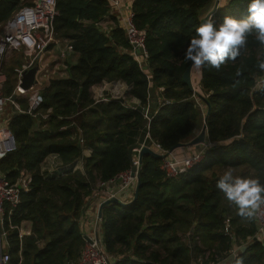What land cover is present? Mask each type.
I'll list each match as a JSON object with an SVG mask.
<instances>
[{
  "label": "trees",
  "instance_id": "obj_1",
  "mask_svg": "<svg viewBox=\"0 0 264 264\" xmlns=\"http://www.w3.org/2000/svg\"><path fill=\"white\" fill-rule=\"evenodd\" d=\"M31 1L0 0V25ZM213 1L131 0L133 21L145 31L147 57L139 64L107 0H56L55 36L71 41L77 59L65 60L66 75L42 90L37 111L50 110L46 118L17 111L9 118L16 148L0 161V171L14 181L25 169L32 181L11 214L5 207L7 264H72L85 242L81 218L91 195L99 182L130 169L128 147L152 146V140L170 150L200 130L206 105L182 80L190 63L184 50ZM247 3L229 0L213 16L217 22L225 15L242 17ZM262 61L264 44L250 34L234 60L219 69L197 67L193 84L210 103V143L202 159L177 177L165 176L161 157H142L137 198L102 209L99 229L112 264L218 263L234 243L224 233L225 217L237 244L255 233L254 215H240L216 182L231 167L240 170L234 175L259 177L264 183V83L255 86L264 74ZM3 71L7 76L6 66ZM7 80L4 94L9 96ZM104 82L124 83L128 90L121 96L142 107L148 105L149 88L158 90L162 101L149 119L119 96L96 101L92 87ZM83 148L89 153L82 157ZM53 154L61 166L81 157L83 165L46 175L41 167ZM24 222L30 223V234L19 237ZM237 258L243 264H264V245L249 242Z\"/></svg>",
  "mask_w": 264,
  "mask_h": 264
},
{
  "label": "built area",
  "instance_id": "obj_2",
  "mask_svg": "<svg viewBox=\"0 0 264 264\" xmlns=\"http://www.w3.org/2000/svg\"><path fill=\"white\" fill-rule=\"evenodd\" d=\"M107 1L110 4L111 11L119 20L129 44L132 46V55L139 64H142L147 57L144 43L145 31L136 27L133 21L134 13L130 5H122V0ZM57 14L56 0H32L31 3L20 6L9 19L0 25V115L6 101L9 99L14 111L31 116L39 115L40 113L37 109L43 102L42 90L49 84L50 80L66 75L65 60L69 52L73 51V47L70 40L59 39L55 36L54 19ZM11 52H20L19 54L25 57V61L14 69L16 78L14 100L11 99V95L7 96L4 94L6 76L3 66L6 56ZM46 54H48L49 59L43 60ZM32 67H36L34 80L28 88H23L21 82L24 72ZM263 83L264 74L256 80L255 86L259 87ZM120 94L117 91L114 97H118ZM17 96L28 101L26 108H22L16 101ZM106 99L101 98L99 101ZM49 113L50 110L40 115L46 118ZM8 121L9 119L3 120L0 117V161L16 148L15 138L8 126ZM146 137H149L148 133ZM150 142L152 146L149 147L162 155L160 167L165 176L169 178L177 177L191 169L202 159L204 151L210 143L206 139L192 153L178 157L173 151L166 150L157 142L152 140ZM142 145L145 144L143 143ZM48 158H46L41 167L42 170L46 171V175H58L66 171L64 170L65 168H62L59 161ZM133 159L134 163H137V157ZM31 181V173L25 169L19 170L14 181L7 179L0 171V264H7L9 260L8 253L3 252L6 248V232L2 230L5 207H9L8 212L11 214L13 208L19 203L21 193L29 190ZM135 184V175H132L131 169H128L120 172L115 178H111L106 182H99L97 189L94 190L91 196L101 194L104 198L103 200L117 196L126 202L132 198ZM254 217L256 231L248 238L247 242L242 244L236 243L234 235L230 231L229 219L225 217L224 233L230 236L234 243L224 259L218 263L211 262L210 264H220L224 261H227V264H235L238 251L244 249L249 242L259 241L264 245V205L255 210ZM81 222H83V217ZM99 222L97 213H95V230L90 235L84 233L86 237L84 245L79 257L72 264L113 263V258L106 252L101 236L97 233ZM28 234H30V228H23L22 224L19 228V237ZM197 264H202L200 259Z\"/></svg>",
  "mask_w": 264,
  "mask_h": 264
},
{
  "label": "clouds",
  "instance_id": "obj_3",
  "mask_svg": "<svg viewBox=\"0 0 264 264\" xmlns=\"http://www.w3.org/2000/svg\"><path fill=\"white\" fill-rule=\"evenodd\" d=\"M250 34L264 44V0H248L246 14L239 18L225 15L221 22H217L211 13L201 17L184 50V59L197 67L219 69L226 60H234L240 54ZM259 67L264 70V61ZM107 87L97 89V96L106 99L102 93ZM121 87L119 83L114 85L117 90ZM216 183L225 198L238 208L240 215L252 217L254 210L264 205V183L259 177L234 175L229 167ZM235 264H243L242 258H237Z\"/></svg>",
  "mask_w": 264,
  "mask_h": 264
},
{
  "label": "water",
  "instance_id": "obj_4",
  "mask_svg": "<svg viewBox=\"0 0 264 264\" xmlns=\"http://www.w3.org/2000/svg\"><path fill=\"white\" fill-rule=\"evenodd\" d=\"M218 4H219V0H215L214 5L212 7V9L210 10L209 13H211L212 15L216 12L217 8H218ZM208 13V14H209ZM206 16V15H205ZM194 64H192L191 62L188 64V66L186 67V69L184 70L183 74H182V80L183 82H185L190 89H192L194 91V93L197 94V97H199V99L204 102V104L206 105V112L203 116V121H202V125L200 127V130L198 131V133L195 134V136L193 138H191L189 141L187 142H179L176 145H174L173 147H171V149L169 151H174L176 148L188 145V146H195L198 147L199 144L205 142L206 137H207V133H206V118L207 115L210 112V103L206 100V98L199 93L191 80V68L193 67ZM36 72V67H32L30 69H28L27 71L24 72V77L22 79L21 82V86L23 88H28L33 80H34V75ZM11 99L14 100L15 96H11ZM118 99L120 101H126V103L131 106L134 107L136 109H138L139 111H141L147 118H151L155 112V110L159 107V102L157 97L154 94L153 88H149V96H148V105L145 107L140 106L137 102L135 101H127L125 100V98H123L122 96H119ZM136 151L137 152V163H134V159H133V154L132 152ZM146 154H150L152 156L155 157H162L161 154L157 153L154 149H152L151 147L147 146V145H142L140 143H134L132 145H130L128 147V155H129V160L131 163V174L135 175L136 178V184L134 187V192H133V196L129 201H123L120 198H118L117 196H112L110 198H107L105 200H103L97 209V217L100 220L102 217V209L105 205L109 204V203H119V204H128L129 202L135 200L137 198L138 195V191H139V187L141 184V179H140V175H139V167L142 164V157ZM255 213V210H254ZM254 215V214H253ZM98 229H99V224H98ZM98 233V232H97ZM86 237L84 236V239Z\"/></svg>",
  "mask_w": 264,
  "mask_h": 264
},
{
  "label": "crops",
  "instance_id": "obj_5",
  "mask_svg": "<svg viewBox=\"0 0 264 264\" xmlns=\"http://www.w3.org/2000/svg\"><path fill=\"white\" fill-rule=\"evenodd\" d=\"M123 3H128L130 5V2L131 0H122ZM229 0H219V5L221 4H225L227 3ZM214 2L215 0L213 1V3L211 4V6L209 7V9L202 14V17L207 15L210 10L212 9L213 5H214ZM66 40H69L67 38H64ZM77 59V53H75L74 51H71L69 52V54L67 55L66 57V61H72L74 62L75 60ZM191 80H192V83H193V79L195 78L194 77V73H193V67L191 68ZM116 83H119V82H104V83H101V84H97L95 86L92 87V94L95 98L96 101H99V99H101L100 97L97 96V89H100L102 87H104V85H108L107 88H105V90L103 91L102 93V96L103 97H107V96H114L117 91H119L121 94L120 96L122 95L123 96V93L126 92L128 90V86L125 85L124 83H119L121 84L123 87H121L119 90H117L116 88H114V85ZM154 91V94L155 96L157 97L158 99V102L159 104L161 103L162 101V97L160 96L158 90H155L153 89ZM132 101H135V100H132ZM137 102V101H135ZM197 147L195 146H188V145H185V146H182V147H179V148H176L173 153L178 156V157H182V156H185V155H188L190 153H192L193 151L196 150ZM82 157L83 156H87L89 151L87 148H83V152H82ZM49 157V158H48ZM47 158L48 159H55L57 160V156L56 155H49ZM79 158L77 160H75L73 163L71 164H68V165H64L62 166V168H65L64 170H68V169H72V168H81L82 165H83V159ZM137 157V154H134L133 155V158ZM66 167L68 169H66ZM118 182V181H116ZM100 190V189H99ZM103 196L101 194H96L95 196H91V200L90 202L88 203V206L84 212V216H83V222H82V226H83V234L86 233V234H92L93 231L95 230L94 226V214L97 213V209H98V206L99 204L101 203V200H103ZM23 228H30V223L29 222H24L23 223ZM98 234L101 236V233H100V229H98ZM220 264H227V261H224V262H221Z\"/></svg>",
  "mask_w": 264,
  "mask_h": 264
},
{
  "label": "rangeland",
  "instance_id": "obj_6",
  "mask_svg": "<svg viewBox=\"0 0 264 264\" xmlns=\"http://www.w3.org/2000/svg\"><path fill=\"white\" fill-rule=\"evenodd\" d=\"M104 23V22H103ZM20 52H11L9 53L6 58H5V64L3 67L6 66V73H7V76L5 74V81L7 80V77H8V80H7V84H6V94L8 92V89H12V93H11V96L14 95V87H15V84H14V81H13V78H14V74L12 75L11 74V68H16V67H19L24 61H25V57H22V55L19 54ZM52 53V52H51ZM46 59H49L48 58V54H46L44 57H43V60H46ZM20 63V65H18ZM5 72V71H4ZM193 73H194V83H195V80L197 79V77L199 76L198 72H197V66L194 65V68H193ZM5 85V84H4ZM194 85V84H193ZM12 86H14L12 88ZM198 86V85H197ZM199 87V86H198ZM199 92V91H198ZM16 101L21 105L22 108H26L28 106V101L22 97H19L17 96L16 97ZM199 103L202 104V101L199 100ZM13 107H12V104H11V100H7L4 107H3V111L0 115L1 119L5 120V119H9L13 113ZM198 133V131L196 132ZM66 169H68L66 167ZM240 170L239 169H235L233 170V174L235 173H239Z\"/></svg>",
  "mask_w": 264,
  "mask_h": 264
}]
</instances>
